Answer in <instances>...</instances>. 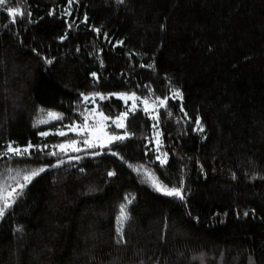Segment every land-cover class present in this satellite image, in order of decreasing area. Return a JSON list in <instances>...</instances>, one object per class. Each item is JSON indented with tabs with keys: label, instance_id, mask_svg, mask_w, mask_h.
Listing matches in <instances>:
<instances>
[{
	"label": "trees",
	"instance_id": "obj_1",
	"mask_svg": "<svg viewBox=\"0 0 264 264\" xmlns=\"http://www.w3.org/2000/svg\"><path fill=\"white\" fill-rule=\"evenodd\" d=\"M17 4L23 15L13 23L6 7ZM93 91L167 96L156 110L160 151L154 121L138 109L125 121L134 135L111 146L123 159L107 149L61 154L65 163L35 177L0 218V264H264V0L0 6V145L46 143L44 152L55 151L53 144L76 138L56 129L82 122L90 105L81 93ZM95 102L113 118L126 110L115 96ZM40 109L63 119L34 128ZM197 116L203 132L193 131ZM163 152L161 165L155 157ZM73 155L80 161L68 160ZM56 159L39 150L31 160L0 157V174ZM140 165L168 186L183 178L185 200L156 192L143 170L133 171ZM126 195L120 244L116 216Z\"/></svg>",
	"mask_w": 264,
	"mask_h": 264
},
{
	"label": "snow or ice",
	"instance_id": "obj_2",
	"mask_svg": "<svg viewBox=\"0 0 264 264\" xmlns=\"http://www.w3.org/2000/svg\"><path fill=\"white\" fill-rule=\"evenodd\" d=\"M74 0H69V5H71ZM125 0H117V4H123ZM9 4V0H0V6H5ZM6 12L12 22H16L17 16H22V8L17 4L16 6H7ZM52 13L50 12L49 15ZM67 14V10L65 12ZM31 15V13H29ZM71 27V25H69ZM163 27V26H162ZM93 31L99 32L100 29L94 28ZM61 40L66 39L65 36L60 37ZM35 51V50H34ZM51 59L45 60L46 64H52ZM144 67V65H141ZM151 67V65H148ZM91 75L95 78L97 73L92 72ZM151 92V89H149ZM115 96L119 100H122L126 105L129 100L132 101L131 107L126 110L120 111L117 116L110 117L105 115L103 111H98L97 108L93 107L91 109L85 107L84 111L81 112L82 122L77 123L71 121L68 125H62V127L57 128L55 134L60 137H66V132L63 130L66 128L69 132L75 134L76 138H67L63 142L56 143L52 145V148L55 151L44 152V149L48 147L45 143L43 145L33 144L28 142L26 145H19L15 141H7L5 145H0V157H6L9 161L14 160L15 158H27L31 160L33 158V151L39 150L42 155L56 157L55 163L41 164L36 167H31L27 164L24 166L16 165L15 167H7V177L4 178L3 174H0V218L4 217L5 210L11 207L13 203L16 202L17 197L23 193L24 189L33 181V179L39 176L41 173H44L47 168H58L65 163V160L61 158V154L66 155L68 152L72 153H84L85 155L99 156L101 152L105 149L112 155L117 156L120 159H123L119 153L111 147L116 143H122L126 139L131 138L134 133L127 129L125 121L127 120L130 113H133L137 108V101L143 104V111L146 114H149L150 118L154 121L153 128V137L156 150L160 151L161 140H160V131H159V117L156 115L157 107H165L168 97L165 96L163 99L156 97L154 100H151L149 96H138L135 92H124V91H111L108 93H101L99 91H93L88 94L81 93V97L84 101H88L90 98L95 101V98H99L101 101L108 99L109 97ZM173 97H182L181 92L178 89L173 90ZM181 112H184L183 107H181ZM44 109H40L39 113H44ZM169 115L171 113L169 112ZM63 119L62 114L47 111L46 114H38L37 118L33 120V127L36 128L39 125H47L50 121H56ZM111 120L112 124L115 125L116 129H124L123 134H118L113 131H106L108 125L106 121ZM197 128H194L193 131L199 130L200 132L204 131L203 125L201 123V118L196 117L195 121ZM40 137H47L50 135L49 131H38L37 133ZM146 139H148L146 137ZM82 145V147H81ZM90 150V151H89ZM168 153L163 152L160 155L155 157L156 160L160 162L161 165L167 163ZM80 155L68 156V160L80 161ZM131 168L132 165H129ZM83 171V169H80ZM143 170L144 175L148 178V181L151 182L152 187L156 192L163 194L167 197H175L181 201L185 200L184 193V179L181 178L178 184H173L168 186L165 183H161L156 179L155 174L151 173L149 170H144L143 165H140L138 168H133V171ZM109 177L116 175L114 171H109L107 173ZM235 178V177H233ZM255 179V176L252 177ZM125 201L127 203H121L119 205V214L116 216V241L117 243L123 244L126 243L124 236V227L125 222L129 219V213L127 205L131 204V199L129 196H125ZM247 215V213H245ZM19 230V229H18ZM203 264V262H202Z\"/></svg>",
	"mask_w": 264,
	"mask_h": 264
},
{
	"label": "rangeland",
	"instance_id": "obj_3",
	"mask_svg": "<svg viewBox=\"0 0 264 264\" xmlns=\"http://www.w3.org/2000/svg\"><path fill=\"white\" fill-rule=\"evenodd\" d=\"M117 98V97H116ZM90 106L88 107L89 109H91V108H93V107H95V108H97V104H96V102L95 101H93V100H88V101H86ZM124 103V102H123ZM125 104V103H124ZM131 104H132V101L131 100H129L128 101V103H127V105L125 104V106H126V109L127 108H129V107H131ZM143 110V104H141L139 101H137V108H136V110ZM157 109H158V107H157ZM156 109V110H157ZM97 110H98V108H97ZM99 111V110H98ZM44 114H46V113H44ZM58 121H60V120H56V121H50V123L49 124H47V125H50V124H53V123H56V122H58ZM106 124L108 125V128L106 129V131H109L108 129L110 128V127H113L114 129H116L115 128V125H113L112 124V122H111V120H108V121H106ZM42 126H46V125H42ZM116 130H121V129H116ZM67 132H69L68 130L66 131V133ZM69 133H72V132H69ZM116 133H118V134H121V133H119V132H116ZM74 134V133H73ZM75 135V134H74ZM81 147H82V145H81Z\"/></svg>",
	"mask_w": 264,
	"mask_h": 264
}]
</instances>
